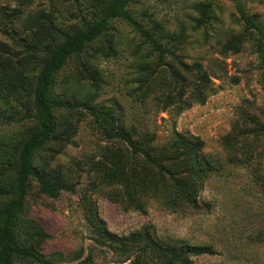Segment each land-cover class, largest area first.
<instances>
[{
  "label": "rangeland",
  "instance_id": "rangeland-1",
  "mask_svg": "<svg viewBox=\"0 0 264 264\" xmlns=\"http://www.w3.org/2000/svg\"><path fill=\"white\" fill-rule=\"evenodd\" d=\"M237 1L250 17L264 23V0ZM203 2L211 4L215 20L198 25L196 7ZM236 3L133 0L128 10L152 34L156 33L153 21L170 32L183 28L186 37L181 48H172L175 56L169 51L160 60L137 29L118 20L107 34L115 52L93 60L102 80L91 107L103 108L115 123L122 121L126 129L145 135L157 146L168 144L175 132L198 137L205 155L218 157L226 164L205 179L199 194L200 209L168 208L149 200L145 210L140 211L126 209L113 200L114 188L108 187L110 176L102 169L110 165L112 151L119 145L104 137L91 108L76 104L71 111L74 126L70 142L61 149L51 142L38 154L40 165H45L53 176L74 183L75 190L50 198L32 184L25 205L24 219L34 220L47 235L38 250L50 261L78 264L93 253L98 264H128L118 263L124 257L97 239L104 229L125 236L152 225L164 239H183L215 250L211 255L193 257V264H264V193L252 174L259 166L264 171V134L256 137L252 133L258 123L264 124V63L251 38L239 53L222 54L231 33L241 32L244 26ZM23 4L32 11L63 16L69 27L79 21L82 13L92 17L88 16L92 11L86 0H24ZM2 5L12 8L17 2L0 0ZM87 52L80 56L83 61L93 53L91 49ZM196 63L206 69L213 88L207 91L204 104L190 98L194 74L187 70ZM76 66V59H72L57 76V95L65 90L84 94L94 91L91 80L82 82L71 77ZM176 73L186 77L183 91L182 82L179 84L174 77ZM156 79L160 81L155 83ZM10 108L2 112L0 105V140L31 125H15L18 115ZM60 114L68 115L67 109ZM12 115L15 117L11 120ZM234 137L232 145L228 140ZM232 156L238 160L250 157L254 166L229 163ZM22 234L20 231L19 238ZM14 264L34 263L16 259Z\"/></svg>",
  "mask_w": 264,
  "mask_h": 264
},
{
  "label": "trees",
  "instance_id": "trees-1",
  "mask_svg": "<svg viewBox=\"0 0 264 264\" xmlns=\"http://www.w3.org/2000/svg\"><path fill=\"white\" fill-rule=\"evenodd\" d=\"M15 1L17 5L12 8L0 7V105L2 112L14 108L18 115L15 125L22 126L25 122L31 125L20 129V135L9 133L12 137L0 140V264H14L16 259L34 264H60L50 261L38 250L47 235L34 220L24 219V212L32 184L50 198L75 190L74 183L53 176L45 165H40L38 154L51 142L60 149L70 142L74 126L71 111L76 104L91 108L104 137L119 145L112 151L110 165L100 168L110 176L108 187L114 188L113 200L126 209L140 211L145 210L149 200L162 202L168 208L200 209L199 194L205 179L226 166L218 157L202 152L204 144L200 138L175 132L168 144L157 146L145 135L126 129L122 121L115 123L111 113L90 104L102 80L93 60L115 52L113 41L107 37L115 21H125L137 29L144 42L159 54L160 60L169 51L175 56L172 48H181L185 30L170 32L153 21L156 33L152 34L144 25H139L128 10L133 0H86L92 11L88 16L92 17L82 13L79 21L70 27L63 16L56 17L44 10L32 11L24 6V0ZM236 2L244 26L241 32L231 33L222 54L239 53L251 38L264 63V23L250 17L241 2ZM196 8L200 14L195 19L198 25L215 20L210 3H200ZM88 49L93 53L83 61L80 56L86 55ZM72 59H76L77 69L71 77L82 82L91 80L94 91L84 94L65 90L57 95V76ZM187 72L194 74L190 98L194 103L204 104L207 91L213 89L206 69L196 63ZM174 77L179 84L182 82L183 91L186 77L181 73ZM159 81L156 79L155 83ZM62 109H67L68 115H61ZM14 117L12 115L11 120ZM252 133L256 137L263 135L264 124L258 123ZM228 141L233 145L235 137ZM229 163L254 166L250 157L238 160L232 156ZM259 167L254 168L252 174L255 184L264 193V171ZM20 231L23 234L19 238ZM97 241L124 257L118 263L193 264V257L215 253L211 246L191 245L183 239H164L152 225L125 236L104 229ZM78 264L98 263L91 253Z\"/></svg>",
  "mask_w": 264,
  "mask_h": 264
}]
</instances>
